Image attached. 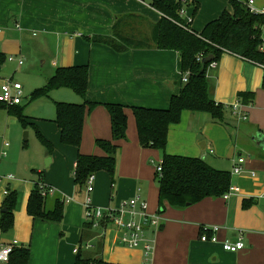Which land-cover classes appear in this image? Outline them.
<instances>
[{
	"label": "crops",
	"instance_id": "1",
	"mask_svg": "<svg viewBox=\"0 0 264 264\" xmlns=\"http://www.w3.org/2000/svg\"><path fill=\"white\" fill-rule=\"evenodd\" d=\"M255 1L258 8L264 7V0ZM188 2L183 19L187 24L192 20V29L197 33L224 12H233L231 0ZM161 17L151 0H0V54L5 57L0 69L6 68V53L11 52L3 42H17L24 48V40L36 39L39 33L35 42L37 54L52 60L51 76L59 68L88 66L87 101L97 104L93 110H87L79 149L62 144L58 126L50 121L56 115L50 119L31 116V121L53 142V152L46 155V172H38L37 183L0 175V219L9 191L17 193L14 226L7 233L0 231V245L17 241L19 248L30 249L29 264H76L79 258L109 264H264V149L253 139L264 137V132L258 126H244L243 119L232 110V105L239 102L249 116L256 96L264 93V70L257 64L224 53L216 67H209L210 95L226 106L235 120L227 112L223 123H216L210 115L185 112L180 124L170 127L165 150L167 155L202 158L209 163V155L215 156V151L208 148L203 136L205 124L211 121L224 125L230 131L238 157L232 160L231 171L222 163L209 164L216 170L230 172L232 186L239 188V192L229 199L206 198L184 209L165 202L164 212H159L155 177L164 152L141 146L131 108L168 109L171 99L181 93L187 75L176 51L151 47L119 52L107 40L114 38L122 20L118 28L121 35L150 41ZM62 90L52 92L56 103L84 102L74 91L69 95L61 94ZM24 104L23 99L20 106L11 109L23 108ZM106 104L127 107V137L115 142L119 147L115 174L97 173L88 193L87 185L80 189L75 183L77 159L78 155L106 156L96 145L97 140H113ZM5 118L9 126V118ZM53 125L57 134L52 132ZM8 148L7 143L2 145L0 161L8 155ZM240 159H244L243 164H239ZM28 166L24 162L22 172H27ZM238 166L243 171L234 175ZM36 184L56 190L53 196H48L47 210L54 208L56 200L65 201L60 222L28 214V201ZM137 198L146 203L148 214L160 216L161 227H150L145 232L153 247L149 255L143 249L120 245V234L114 228L86 226L90 223L86 219L87 199L96 208L119 210L124 202ZM245 202L249 203L248 208L244 207ZM206 227L219 228L216 243L201 240ZM212 234L209 232V236ZM240 239L245 243L242 251L224 250L225 242Z\"/></svg>",
	"mask_w": 264,
	"mask_h": 264
},
{
	"label": "trees",
	"instance_id": "2",
	"mask_svg": "<svg viewBox=\"0 0 264 264\" xmlns=\"http://www.w3.org/2000/svg\"><path fill=\"white\" fill-rule=\"evenodd\" d=\"M188 0H151L152 7L162 14L161 20L153 31L152 40H135L120 34L117 24L115 36L107 40L116 50L124 52L129 49L151 48L176 51L182 60V70L188 77L181 93L171 99L168 109L131 108L137 123L139 141L143 148L157 149L164 152L162 172L156 174L159 187V212L165 210L164 203L173 208L184 209L206 198H222L232 186L230 172L213 168L205 159L165 154L169 130L178 125L184 112L207 113L216 123H223L226 118V106L215 102L211 97L208 82V70L212 63L219 62L224 53H231L254 64H264V53L261 52L264 30V17L253 15L240 0H231L233 12H224L222 16L209 23L201 33L187 24L181 11L189 6ZM199 56L202 60L199 61ZM212 56L211 62L204 59ZM5 61L0 54V67ZM89 84L88 66L59 68L46 86L35 91L31 100L48 97L52 91L70 89L78 94L84 102L72 104L55 103V124L61 133V142L66 146L79 149L83 137V127L87 110H93L97 104L87 101ZM264 88V79H263ZM244 97V95H243ZM20 106V105H18ZM111 118L112 141L97 140L96 145L105 151L106 156L78 155L75 169V183L80 189L87 185L91 176L107 172L111 176L117 168L119 147L117 141L127 137V107L122 104H106ZM5 105L0 104V108ZM17 107V106H16ZM14 108V107H11ZM10 111H13V109ZM23 125L29 123L23 115V108L14 110ZM42 142L52 153L53 146L42 135ZM48 196H43V189L35 185L28 201L27 211L33 218L49 222H60L63 217L65 201L56 200L51 210L46 209ZM17 193L10 192L4 201L7 209L0 219V231L7 233L14 226V209ZM245 202L244 207L248 208ZM92 227V224H86ZM106 225H101L105 227ZM31 252L28 248H16L9 264H29ZM76 264H109L104 261L79 258Z\"/></svg>",
	"mask_w": 264,
	"mask_h": 264
},
{
	"label": "rangeland",
	"instance_id": "3",
	"mask_svg": "<svg viewBox=\"0 0 264 264\" xmlns=\"http://www.w3.org/2000/svg\"><path fill=\"white\" fill-rule=\"evenodd\" d=\"M13 35L15 36L14 32ZM38 37H40L39 33L36 39L30 40V38H26L24 40V48L22 46L20 47L17 42H3L2 44L6 43L9 46L8 52H11L8 54L6 53V68L0 69V85L4 80L12 79L13 82H17L23 86V99L25 101L23 115L26 116L27 121L30 122L27 123V125H23L14 111L8 110V107L0 109V114L2 113V116H0V151L2 145H5V143L10 147L7 149L8 155L3 158V161H0V164L5 161L3 165H0L2 166L0 175H13L18 180L33 181V183L38 182L39 171L46 172V155L49 153V150L42 142L40 135L44 138L46 137L37 126L38 124L35 122L33 123L30 117L50 119L52 118L51 115H54V117L56 115V98H54L52 94L53 91L48 97L30 101V97L35 91L46 86L53 72L50 62L52 60H47L49 58L46 56L37 54L35 42ZM26 44L29 45L26 46ZM12 55L15 60L9 61ZM19 60H23L22 66H19ZM60 92L61 94H73L69 89H63ZM255 99L254 108L251 110L250 115H247L248 119L243 121V125L258 126L259 129L264 132V93L261 96H256ZM226 112L228 117L232 116L233 120H235V117L230 112L228 113L227 109ZM203 116H209V114L203 113ZM5 117L9 118V126L6 124ZM50 121L54 122L53 120ZM52 132L57 134V129L54 125ZM229 132L230 131L224 125L208 121L205 124L203 136L206 139L205 141H207L208 148L215 151V156L212 157L209 155V163H213V161L215 163H222L224 167L231 171V162L235 157H238V153L234 149ZM24 162H26V164L28 162L30 165L26 168L27 172H22L21 170V165L24 164ZM52 169H54V167H52Z\"/></svg>",
	"mask_w": 264,
	"mask_h": 264
},
{
	"label": "built area",
	"instance_id": "4",
	"mask_svg": "<svg viewBox=\"0 0 264 264\" xmlns=\"http://www.w3.org/2000/svg\"><path fill=\"white\" fill-rule=\"evenodd\" d=\"M253 15L264 17V7L258 8L255 0H242L241 1ZM181 16H184L185 10L181 11ZM192 20L189 21L191 23ZM188 23V24H189ZM264 30V25L262 26ZM261 52L264 53V35L262 36ZM202 56H199L198 60L201 61ZM13 56L9 61H14ZM19 66L23 65V60L18 61ZM258 65V64H257ZM264 70V64H259ZM210 67H216V62L212 63ZM1 79V77H0ZM183 81L188 82V77H184ZM23 102V86L17 82H13L12 79L4 80L0 85V104L5 105L8 108L21 105ZM233 113L243 121L247 120V114L239 102L232 106ZM244 159L239 160V164H243ZM158 174L162 172V163L156 166ZM243 171L242 167H235L233 174L238 175ZM255 175V174H254ZM95 180V176H91L87 181L88 193L92 191V186ZM43 196H53L56 190L42 186ZM239 192V188L231 187L229 192L224 196L225 199H229L233 194ZM8 194V192L6 193ZM86 219L92 224L93 228H101V225H106L105 230L114 228L119 233V243L130 249H143L146 255H149L153 251L152 243L145 237V232L148 228L153 227L159 229L161 227L160 216L158 214L150 215L147 213V205L145 202H140L139 198L132 199L128 202H124L119 210L113 209H100L92 206L91 201L87 199L85 203ZM219 231L218 227L204 228L201 240L204 242L216 243V233ZM209 232H213L212 236H209ZM16 248H19L17 241L12 243L0 245V264H9L11 255ZM223 248L227 252L237 253L245 248V243L242 239L238 242L231 243L225 242Z\"/></svg>",
	"mask_w": 264,
	"mask_h": 264
},
{
	"label": "water",
	"instance_id": "5",
	"mask_svg": "<svg viewBox=\"0 0 264 264\" xmlns=\"http://www.w3.org/2000/svg\"><path fill=\"white\" fill-rule=\"evenodd\" d=\"M213 60V57L212 56H209L207 58L204 59V63L206 62H211ZM254 140L257 139V145L262 147L264 149V137H260V136H257V137H254L253 138ZM7 209H4L2 211V213H6Z\"/></svg>",
	"mask_w": 264,
	"mask_h": 264
}]
</instances>
